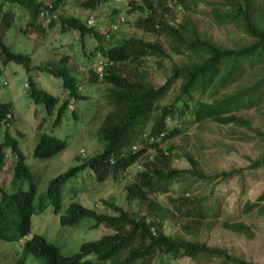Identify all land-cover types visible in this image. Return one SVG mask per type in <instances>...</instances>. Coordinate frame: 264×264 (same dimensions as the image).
Returning <instances> with one entry per match:
<instances>
[{
    "label": "trees",
    "instance_id": "16d2710c",
    "mask_svg": "<svg viewBox=\"0 0 264 264\" xmlns=\"http://www.w3.org/2000/svg\"><path fill=\"white\" fill-rule=\"evenodd\" d=\"M64 1L66 0H55L51 8L38 0H11L9 3L20 5L19 7L25 6L32 16L30 26L43 34L48 28L54 27L56 20L59 19L63 37L58 39L63 40L68 34L77 32L83 41V47L86 46L84 43L86 38L90 37L98 42L93 53L94 57L101 54L105 61L114 62V66L104 73L105 78L99 79L93 65L77 77L75 70L67 66L66 60H61L56 67L48 65L42 68L33 67L30 55L15 53L6 45L5 35L12 29L20 28L22 32L25 30L18 27L9 12L3 13V11H0V67H2L0 76L9 64L23 67L29 76V95L33 102L44 105L49 115L56 113L53 129L61 125L69 112L74 120H78L77 112L70 111L71 103L88 100L87 96L81 95L80 85L89 88L100 85L105 88L110 111L97 134L103 149L101 153L90 159L82 160L78 156L77 165L51 180L47 191L41 192L36 202L40 187L37 175L40 174L31 171L18 139L10 134V124L13 120L11 103L3 104L0 101V138H2L0 170L1 173L5 172L6 165L11 164L12 173L9 182L12 189L9 191L6 190L7 183L0 179V242L23 243L22 252L19 250L12 252L17 258L15 264H30L31 261L36 262V260L38 264H153L155 262L167 264L181 257L222 261L221 264H248L226 250L211 248L205 243L187 239L197 235L204 226L202 219L205 218L207 209L198 205L202 201L201 198L194 201L185 198L170 199V208L176 209L181 215L183 208L187 211L184 221L179 223L180 229L186 236H176L166 232L176 217L171 210L161 205L159 199L155 201L152 198L170 179L190 171L173 169L176 160L171 161V158L159 149V144L152 145L157 149L155 163L145 164L147 168L138 174V181L126 188L127 199L131 203L126 211L109 203L111 214H101L74 203L62 214L63 188L74 181L82 180L80 174L87 169L95 172L99 178L109 173L116 177L119 172H125L139 160L142 161L146 149L136 154L130 150L142 134L159 136L162 132H166V139L183 135L185 128L174 126L177 112L173 105L161 106L162 100L171 92L176 81L180 82V92L174 103L177 104L182 116L189 113L194 117L193 124L205 127L209 123H215L220 126L252 130L251 121L239 112L249 111L252 107L259 109V104L263 101L259 90L264 85V69L261 64L254 67L250 65L264 60V0H213L211 3L213 6L211 16L218 24L227 27L231 26L232 22H237L241 33L250 39L247 43L239 42L234 48L219 45L201 34L188 17L178 25L170 26L165 20V16L171 13L167 7L169 0H143V5L133 8V11L144 15L143 21L139 24L140 29L146 34L171 39L178 44L171 53H166L159 42L153 43L142 39L128 40L121 37V43L107 44L111 35L109 39L102 35L97 29L99 25L89 27L87 21L75 16L53 19L54 10ZM107 1L81 0L80 6L84 10L95 11ZM216 1L219 3L217 4ZM177 2L183 6L184 13L186 11L190 15L199 14V10L207 5L208 0H177ZM133 11L129 10L128 15ZM121 19L122 17L117 20ZM123 19L124 22L120 21L122 23L120 26L125 24V18ZM38 20L40 24L37 25ZM111 23H115L114 18ZM175 56H187L188 61L181 64L173 62ZM148 58L154 59L157 61L156 65L162 67L166 66V61L171 62V72L165 76L166 81L162 85L157 84V79L154 77L158 76L157 73L153 74L154 76L150 74ZM247 64L249 65L247 69L250 71L259 69L257 77L260 79L252 86L237 90L236 83L242 73L244 75L247 71L245 69ZM35 71L60 79L64 97L55 96L41 89V83L31 75ZM149 123H152L150 130L147 129ZM233 134L235 135L236 132ZM37 138L33 155L39 161L52 160L68 147L66 141L50 134H41ZM262 138L264 140V136ZM171 148H168L169 152L177 151L174 147ZM8 150L11 156L7 155ZM124 153L126 157L122 158L121 155ZM179 156L177 160H181V153ZM112 157L116 161L114 165L111 164ZM186 159L193 168L192 176H197L200 180L208 178L199 170L191 156H187ZM253 165V168H264V157ZM232 175L231 171L224 173L222 177L227 179ZM169 187L162 193H167ZM259 202H264V194L259 197ZM143 204L147 206L145 214H142ZM49 205L54 208L56 215H61L62 227L74 228L87 221L93 225L91 230H98L102 226H111L114 230L98 240L82 244L79 252L70 256L62 254L58 247L50 244L41 235H35L27 241L26 237L32 230L33 216L44 212ZM254 207L247 204L246 211L250 213ZM262 210L264 207L261 208ZM132 212L137 215L132 216ZM189 215L200 219H190ZM231 222L225 223V228L252 237L251 229L246 224ZM91 258L93 260H90ZM8 259V256L0 255V262Z\"/></svg>",
    "mask_w": 264,
    "mask_h": 264
},
{
    "label": "rangeland",
    "instance_id": "374dc122",
    "mask_svg": "<svg viewBox=\"0 0 264 264\" xmlns=\"http://www.w3.org/2000/svg\"><path fill=\"white\" fill-rule=\"evenodd\" d=\"M9 1L11 0H0V11L9 12L16 20L15 23L18 27H22L25 31L22 32L20 28L12 29L5 35L4 41L15 53L30 55L33 60V67L42 68L46 65L56 67L61 60H66L67 66L72 67L76 76L79 77L80 73L85 70L88 71L90 66L94 65L96 56L94 57L93 53H95L98 42L89 37L84 39L86 46L83 47V41L77 32L68 34L63 40L58 39L63 37L59 19L56 20L54 27L48 28L43 34L30 26L32 16L25 6L10 5ZM38 1L51 8L55 0ZM212 2L213 0H208L207 5L199 10V14L189 15L185 11L184 15L180 16L171 12L165 16V20L169 25L171 21L172 25L170 26H175L177 20H179L176 23L178 25L181 20L183 22L188 17L201 34L211 38L219 45L231 48H234L241 41L244 43L250 41L241 33L237 22H232L231 26L224 27L212 18ZM80 3L81 0L64 1L54 10L56 12L55 17L75 16L84 19L85 22L94 20V26L103 27L109 26L112 18L116 21L119 17H124L125 24L120 26L118 34L111 35L110 42L107 44L117 45L121 43L120 38L122 37L128 40L142 39L153 43L159 42L166 53L173 52L178 46L171 39L144 33L139 27L144 15L133 11V8L130 9L127 4L119 0H108L106 5L104 4L95 11L82 9ZM216 3L218 4L219 1ZM129 10L133 11L131 15H128ZM38 24H40V20L37 21ZM115 25L117 23L113 24V26ZM147 61L149 62L150 74H158V76L153 75L157 79V84L165 83V76L172 69L171 62L165 60L166 66L162 67L156 65L157 61L152 58H148ZM186 61H188L187 56H175L173 58V62L179 64ZM258 64H261L264 69V60L250 66L254 67ZM248 67L247 64L245 69ZM258 70L250 71L247 69L244 75L242 73L241 78L236 83L237 90L254 85L260 79L257 77ZM31 75L38 83H41V89L55 96L64 97L60 79L38 71ZM28 83L29 76L24 68L16 64H9L0 76V101L3 104L11 103L13 120L10 124V134L18 139L23 152L26 154L27 164L31 171L40 174V176L37 175L40 180L39 193L36 198V202H38L40 193L47 191L51 180L77 165L76 158L78 156L82 160L90 159L101 151L102 143H100L97 134L102 128L110 108L107 106L105 88L100 85L93 88L80 85L81 95L87 96L88 100L71 103L70 111L77 112L78 120H74L69 112L61 125L53 129L56 113L49 115L44 105L33 102L29 95ZM179 87L180 82L176 81L171 92L162 100L161 106L173 105L177 112L174 126H183L185 128L184 133L174 139L164 140L162 145L165 148L172 149L171 147H174L177 150H174L171 155V161L176 160L172 166L173 169L188 170L190 173H183L180 177L170 179L161 186L159 193H156L152 198L155 201L159 199L161 205L171 210L176 217L166 232L176 234V236H186L180 229L179 223L184 221L187 211L183 208V215H181L176 209L170 208V199L182 200L185 198L194 201L201 198L202 201L198 205L207 209L205 218H201L204 221V226L197 235L187 239L205 243L211 248L226 250L229 254L248 264H264V210L261 211L264 202H259V197L264 194V168H253V164L264 157V140L262 138L264 136V85L259 90L263 97L262 103L259 104L260 108L252 107L249 111L239 112L251 121L252 130L250 131L241 127L233 128L215 123H209L205 127H198L199 125L193 124L194 117L189 113L182 116L178 111L177 104L174 103L179 96ZM208 101L212 100L208 99ZM151 126L152 123L147 124V129L150 130ZM235 132L237 135L233 134ZM41 134H50L66 141L68 143L67 149L52 160H36L33 151L38 141L37 137ZM1 141L2 138H0ZM141 147L139 146L138 149ZM83 151L85 154L82 153ZM179 153H181V160H177ZM7 155L11 156L9 150ZM151 155L153 152H150L149 156ZM185 156H191L197 163L199 170L208 178L200 180L197 176H192L193 168ZM9 160L12 161L11 158ZM145 164L146 159H143L139 164L130 167L125 172H119L116 177L110 173L100 178L95 172L81 173L82 180L74 181L63 188L62 214L65 213L69 205L74 203L101 214H111L112 210L109 208V203L123 209L130 208L131 203L126 198V188L138 181V173L147 168ZM10 166L11 164L6 165L5 172L1 173L0 170V179L7 183V191L12 189L9 184L12 178ZM231 171L233 175L230 178L222 177L224 173ZM167 187H169L168 192L162 193ZM247 204L255 206L250 213L246 211ZM141 209L142 214L147 213L145 204L142 205ZM60 216L54 213V208L51 205L44 212L34 215L31 234L26 237L27 241L35 235H41L50 244L58 247L62 254L70 256L79 252L82 244L98 240L114 230L111 226H102L98 230H91L92 224L87 221L74 228H65L61 226ZM189 217L190 219H200L194 215H189ZM231 221L246 224L251 229L252 237L225 228L224 224L232 223ZM22 248V242L20 244L0 242V255L9 257L8 260L0 262V264H15L17 258L12 252L14 250L22 252ZM221 262L181 257L167 264H221ZM30 264H38V262L37 260L36 262L31 261Z\"/></svg>",
    "mask_w": 264,
    "mask_h": 264
},
{
    "label": "clouds",
    "instance_id": "9594fccd",
    "mask_svg": "<svg viewBox=\"0 0 264 264\" xmlns=\"http://www.w3.org/2000/svg\"><path fill=\"white\" fill-rule=\"evenodd\" d=\"M120 2H123V3H125V4H127L129 7H130V9H132V8H134V7H138L139 5H142V1L143 0H140L141 2L138 4V3H136L135 2V0H124V1H122V0H119ZM169 1H172V0H169ZM168 1V2H169ZM177 1V0H176ZM51 6H53V5H51ZM172 12V11H171ZM55 14H56V12L54 11V14H53V19H57L56 17H55ZM182 15H184V14H181L180 16H182ZM55 17V18H54ZM120 18V17H119ZM89 21V20H88ZM88 21H87V25H88ZM94 21V20H93ZM177 21H179V20H177ZM177 21L175 22V26L177 25L176 23H177ZM182 21V20H181ZM118 22V20H116L115 21V23H117ZM94 24H95V22H94ZM94 24L92 25V26H94ZM114 24V23H113ZM112 23L109 25V26H107V27H103V26H99L97 29H98V31L100 32V30L101 29H106V28H108V27H110L111 25H113ZM89 26V25H88ZM89 27H91V26H89ZM120 30V28L118 29V31ZM117 31V32H118ZM116 32V33H117ZM101 33V32H100ZM116 33H114V34H116ZM102 34V33H101ZM103 35V34H102ZM111 35H113V34H111ZM97 57V56H96ZM95 62H96V58H95ZM95 62H94V64H95ZM112 62V61H111ZM114 63V62H113ZM114 66V65H113ZM112 67V66H111ZM111 67H109V68H111ZM2 67H0V69H1ZM109 68H107V69H109ZM94 69V71H96L97 72V70H96V68H93ZM98 74V73H97ZM98 77H99V74H98ZM105 78V77H104ZM99 79H101L100 77H99ZM103 79V78H102ZM101 79V80H102ZM27 87H29L28 85H27ZM63 93V92H62ZM167 133L166 132H162L159 136H150L149 134H142L141 136H140V138H139V141L136 143V144H133L131 147H130V150H131V152L132 153H138V152H140L141 150H143V149H146V153L143 155V157H144V159H146V164L148 165H150V164H153V163H155V160H154V158H155V156H156V154H157V149L156 148H153L152 147V145H154V144H159V149H161L163 152H164V154L166 155V156H168V157H170L171 158V155H172V152H173V150H171V152H169L168 151V148H165L163 145H162V143L164 142V140H166V138H167ZM139 146H142L141 148H139L138 149V147ZM103 149V148H102ZM102 149H101V151L99 152V153H101L102 152ZM138 149V150H137ZM170 149V148H169ZM150 152H153V155H151V156H149V154H150ZM83 154H85V152L83 151L82 152ZM99 153H97V154H99ZM93 156H96V155H93ZM121 157L122 158H124V157H126V155H125V153L124 154H122L121 155ZM111 164L112 165H114L115 163H114V158L112 157L111 159ZM116 162V161H115ZM141 161L139 160V162L137 163V164H139ZM137 164H135V165H137ZM134 165V166H135ZM92 172L91 170H89V169H87L86 170V172ZM83 173H85V172H83ZM139 174V173H138ZM126 198H127V196H126ZM128 200V199H127ZM129 208H127V209H124L125 211L126 210H128ZM132 214H133V212H132ZM133 216V215H132ZM109 233H111V232H109ZM108 233V234H109Z\"/></svg>",
    "mask_w": 264,
    "mask_h": 264
},
{
    "label": "built area",
    "instance_id": "2783aa9c",
    "mask_svg": "<svg viewBox=\"0 0 264 264\" xmlns=\"http://www.w3.org/2000/svg\"><path fill=\"white\" fill-rule=\"evenodd\" d=\"M124 1V0H122ZM136 3H140L141 1L140 0H135ZM168 9H170V11L172 12H177L178 15H181L184 13V9H183V6L181 4H179L176 0H172V1H169L168 2ZM43 17V15H42ZM55 18V17H54ZM121 22H124V19L122 18L120 20ZM120 21L117 22V25L113 26L111 25L110 27L106 28V29H101L100 32L107 38L109 39L110 38V35L111 34H114L118 31L119 29V26L120 24ZM94 24V21L93 20H89L88 21V25L89 26H92ZM170 25H172L171 21H170ZM114 63L111 62V61H105L101 54H97V57H96V62L95 64L93 65V68H96L97 70V73L99 74V77L102 79L104 78V73L107 71V68L113 66Z\"/></svg>",
    "mask_w": 264,
    "mask_h": 264
},
{
    "label": "bare ground",
    "instance_id": "6f19581e",
    "mask_svg": "<svg viewBox=\"0 0 264 264\" xmlns=\"http://www.w3.org/2000/svg\"><path fill=\"white\" fill-rule=\"evenodd\" d=\"M177 13V12H176Z\"/></svg>",
    "mask_w": 264,
    "mask_h": 264
}]
</instances>
